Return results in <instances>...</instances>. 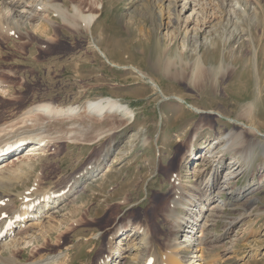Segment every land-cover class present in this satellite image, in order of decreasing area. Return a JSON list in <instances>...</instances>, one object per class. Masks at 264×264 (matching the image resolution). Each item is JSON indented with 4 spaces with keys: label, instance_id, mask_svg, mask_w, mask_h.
<instances>
[{
    "label": "rangeland",
    "instance_id": "1",
    "mask_svg": "<svg viewBox=\"0 0 264 264\" xmlns=\"http://www.w3.org/2000/svg\"><path fill=\"white\" fill-rule=\"evenodd\" d=\"M97 1L105 3V13L93 34L84 30L81 20L73 26L56 20L51 27H45V21L36 22L39 34L27 28L25 36L0 35V139L4 136L1 133L22 123L26 110L41 104L74 107L112 98L135 115L131 121L109 119L112 135L94 139V145L61 144L62 149H56L59 156L55 154L50 164L28 171L27 186L36 182L46 189L58 183L56 189L62 190L66 184H60V176L74 178L105 148L117 150L107 160L106 170L87 180L50 223L63 233L75 226L79 235L64 238L59 246H53L57 239L41 238L40 244L45 241L50 245L41 255L34 243H28L18 254L13 253L15 260L33 263L63 254V264H99L114 237L117 248L120 242H128L124 241L127 237L132 239L131 246L140 243L131 230L116 236L119 226L140 225L158 248L156 256L170 258L167 264L194 262L197 258L192 251L182 249V256L169 253L176 233L166 214L175 197V179L181 177L182 187L189 193L185 192L188 210H199L202 203L207 211L202 224L199 222L202 231L180 238L182 246L193 248L197 236L204 234L207 243L200 245L201 252L195 255L205 256L204 264H264V0H257L255 20L249 18L250 5L244 1L229 0V8L224 0H198L208 28L197 41L194 33L190 35L181 26L185 24L175 22L164 4L158 16V11L152 15L143 1L134 6L132 0ZM231 6L243 7L246 13H238V32L231 27ZM97 11L95 6L91 12ZM208 46L216 47L220 54ZM200 55L205 66L196 62ZM177 96L184 102L172 98ZM194 108L214 114L198 115ZM228 134L234 136L231 147H226L232 153L223 152ZM253 143L255 147L250 148ZM56 160H61L58 165L53 164ZM216 170L220 175L215 181V199L207 203L206 187L212 184L207 183L213 182ZM234 171L240 173L233 180L236 184L231 188L223 185ZM260 181L263 184L251 196L250 192L241 193L250 182ZM221 190L241 200L227 207L230 197L218 194ZM255 197L259 201L252 204L250 199ZM19 206L15 201L6 215ZM179 209L176 215L182 211ZM71 210L78 212L74 215ZM182 212L186 214V210ZM186 217L185 226H194L191 221L196 219ZM47 222L30 220L10 239L36 237ZM79 236L81 242L77 241ZM145 258L136 252L127 253L112 264H136L137 259V264H144ZM198 263L203 264L199 258Z\"/></svg>",
    "mask_w": 264,
    "mask_h": 264
},
{
    "label": "bare ground",
    "instance_id": "2",
    "mask_svg": "<svg viewBox=\"0 0 264 264\" xmlns=\"http://www.w3.org/2000/svg\"><path fill=\"white\" fill-rule=\"evenodd\" d=\"M56 1L0 0V35L3 38H16L17 35L18 37H21L19 36L20 34H24L25 36V34L28 33L26 31L27 28L29 29L28 31H32L33 34H39L41 32V29L34 25L36 22L45 21V27H51V25H53L56 20H59L60 23L62 25L64 24L65 26H73V24H76L77 20H81L82 24L85 25L84 30L88 33L93 34L97 22L105 13V3L102 1L98 2L97 0H87L83 5H80L78 3V0H62L63 2L61 3H58ZM140 1H143L142 3L146 4V7L149 9L152 15H154L156 11H158V16L162 15V4H164L163 6L165 7H169L170 15H173L175 22H177L179 26L182 23L185 24L181 26L183 28H187V33H189L190 35H193L194 33L193 37H195L196 41L198 40V37L202 35V33L207 32L206 30L208 28V25H206V16L201 13V5H199L198 0H132L131 4L132 6H134V4H137ZM224 1L228 2L227 7H229V0ZM240 1H244L246 4L250 5L249 18L251 20H255L258 16L256 12L258 1L249 0V3L247 0ZM68 2L70 4V9L66 7ZM95 6H97V9L99 10V12L97 11L96 14L91 12L93 9H95ZM231 7H233L230 14L232 20L231 27L234 28L233 30L235 32H238V23H241L239 21L238 13H246L244 12L243 7ZM189 11L193 12L190 15L186 16ZM170 24L172 23L170 22ZM191 25H193L192 29L190 27ZM205 25L206 28H204ZM214 46L208 47L211 48L217 55L220 54V51L218 52L216 50V47ZM196 62L200 63V66L206 65L205 60L202 58V55L198 56ZM152 84L155 85V83ZM164 97L167 98V100L170 99L167 96ZM172 98L180 102H184V99H182L181 97L177 96ZM193 110L198 115L214 114L213 111H201L200 109L195 108ZM109 119H115L116 122L121 121L122 119L131 121L135 119V115L130 111L128 106L119 104L117 100L112 98H98L97 100L87 101L82 106L74 107L57 106L52 105L51 103L41 104L26 110L22 115V123L20 125L15 126V123H17L15 122L13 125V127L15 126L14 129L1 133L4 136L0 139V152L11 149L15 150L13 151V153L9 154L8 157H3L0 159V264H60L62 259H64L65 256H62L63 254H58L55 256H47L46 258L41 259L37 262L35 261L33 263H21L17 262L19 258L15 260L16 258L13 256V253H17L20 252L21 249H25L28 243H34L36 245L35 250H38L39 255H41V250H46L47 247H50V245H46L45 241L41 242L40 244L39 240L41 238H49L51 239V241L57 239V242L53 243L54 245L52 243L51 244L53 246H59L63 242L64 238L70 239L73 235H79L75 226L71 225L70 227L66 228L63 233L60 229L58 230L55 225H50V223L54 222L59 213L62 211V204L69 200L70 197L75 194L87 180L100 176L101 173L106 170L108 165L107 160L110 159L117 152V150H115L114 147L105 148L99 153L97 160H95L85 171L79 173L75 177L73 176L74 178L66 177L64 175L62 177L60 176V184H66L62 190H57L59 188L58 183L54 186L52 185L44 189L43 186L37 185L36 182L33 183L32 187H29L27 186V182L25 180L29 179L30 173L28 171L35 170L38 165L42 167V164H50V162L54 158V155L57 154L56 149L58 150L59 148H61V144L76 146L88 144L92 145L96 140L98 141L102 138L112 135V130H114V128H110L111 126L109 124ZM114 126H117L116 123L114 124ZM252 130H254L256 134H258L259 132H257L255 129ZM225 138L228 143L225 146V150H223V152L232 153V150L228 151V149L230 148L226 150V147L233 144L232 140H234V136L232 134H228ZM40 143H44L43 147H38ZM255 145L256 144L254 143L253 145L250 144V148H254ZM59 161L61 160H56L55 163L53 162V164L58 165ZM13 162H16L14 168L8 167V165H11V163ZM50 166L47 165V167ZM44 167H46V165H44ZM46 171L47 170H45L44 180H46ZM236 171L228 176L227 182L224 181L223 185H227L229 188H231L232 185L234 186L236 184H234L233 180L240 175V173L236 174ZM215 172L216 174L214 175V178L212 180L213 182H210V180L208 179L209 182L207 183V185H210L211 183L212 184L210 187H206L208 188L209 192L206 195L204 202L207 203L210 201L212 202L215 199V181L218 180L220 171L216 170ZM11 173H13V176ZM181 179V177H176L175 179V184L177 185L175 197L171 200V205L166 214V219L173 222V231L176 233L175 238L171 241V251L169 253L176 252V254H178L177 252H179L181 255V251H183L182 249H185V251L188 252L192 251L194 254L193 257L197 258L195 261L193 260L194 262H184V260L182 259L183 261L179 260V263L177 262L176 264H200L198 263V258L204 264L205 259L203 257L205 256H195L200 250L198 247L200 245H206L207 243L204 234L197 236V244L192 246L193 248L189 249L186 246L184 247L182 246L183 243L180 242V238H187L188 234H193L192 231H196L198 233L201 230L200 227L202 226L201 224L204 216L203 214H206L207 212L205 211V205L202 203L198 205V208H200L199 210H188V203L185 204L187 201L185 192L187 194L189 193L186 191L185 187H182ZM44 180L42 179V181ZM262 184V181H260L259 184L250 182V184L243 187L241 193L243 194L244 192H250L251 196V194H253L255 190H258ZM20 188H24V190H19ZM229 188L225 187L224 190H228ZM218 194L225 195L226 192H223L221 190L220 192H218ZM226 195L230 197L228 203L226 204L227 207L231 208L235 203H237V201L241 200L236 198L237 196L233 198L234 194L231 192ZM193 197L197 199L199 198L197 194H194ZM15 201L19 202L20 206L13 210L10 216H6V210H9ZM258 201L259 200L256 197L250 199V202L252 204H255ZM44 203L47 204L46 207L43 206ZM190 203L193 204V201H190ZM178 208L182 209V211L186 210V214L184 213L185 215H182L183 212L181 211L178 213L179 215H176ZM71 212L75 215L78 211L71 210ZM20 214H22L23 222L17 224L18 228H25L27 226L26 223L30 220H36L38 222L47 220V224L45 226H42L44 231L42 230L41 234H36V237L31 236L29 238L26 236L25 238L22 237L17 240H12L10 239V237L16 231L15 229L8 232L5 236H3V238H1L3 229L8 224V221L14 220ZM188 215H191L193 219H196L195 222L191 221L193 222L195 227L190 225L185 226L186 220H188V217L186 216ZM205 226H207V224H205ZM131 227L123 225L119 226V228H117L116 236L118 235L119 237H122L126 231L131 230L134 233L133 234L131 232L132 237L137 236L138 238H140V243L137 242L131 246L130 243L132 242V239H129V237H127V239L124 240L128 241L127 243L120 242V245H124L125 248H122L121 246L117 248L114 237L107 253L102 256L98 263L112 264L116 259L125 258V254L136 252L141 256H146L144 264H167V259L170 260V258L163 259L156 256L155 250L157 247L154 246L155 244L151 243L148 230L140 225ZM31 238L33 240H31ZM81 240L83 239L81 236H79L77 241L81 242ZM9 253H11L10 257H7L6 254ZM137 260L134 261L136 264ZM66 262H68V260ZM61 263L63 264V262Z\"/></svg>",
    "mask_w": 264,
    "mask_h": 264
}]
</instances>
